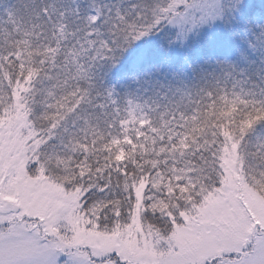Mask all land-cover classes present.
I'll use <instances>...</instances> for the list:
<instances>
[{"label":"snow or ice","instance_id":"snow-or-ice-1","mask_svg":"<svg viewBox=\"0 0 264 264\" xmlns=\"http://www.w3.org/2000/svg\"><path fill=\"white\" fill-rule=\"evenodd\" d=\"M0 264H264V0H0Z\"/></svg>","mask_w":264,"mask_h":264}]
</instances>
